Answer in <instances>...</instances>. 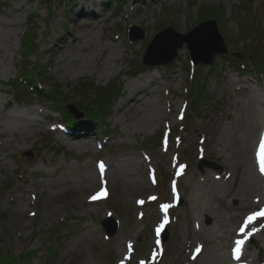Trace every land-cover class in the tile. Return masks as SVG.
I'll return each mask as SVG.
<instances>
[{
    "label": "rangeland",
    "instance_id": "1",
    "mask_svg": "<svg viewBox=\"0 0 264 264\" xmlns=\"http://www.w3.org/2000/svg\"><path fill=\"white\" fill-rule=\"evenodd\" d=\"M207 7L220 20L217 28L226 54L215 56L211 65H194L183 45L166 65H142L146 46L158 33L173 28L185 35L202 21L212 20L203 19L210 16ZM86 10L91 16L82 18ZM10 14L22 26L10 42V73L0 74V97L9 101L0 116L16 110L24 115L19 120L23 128L32 125V118L45 125L18 130L9 138L0 132V255L9 256L6 264H199L181 246L194 239L187 185L201 182L207 174L218 181L229 179L234 189L239 183L240 170L231 171L233 177L224 176L225 157L206 151L204 145L215 140L217 120L242 110L241 104L233 103L236 95L226 76L251 84L245 100L264 90V0H0V18L8 19ZM94 15L100 21L91 19ZM83 23L96 27L99 48L113 44L122 51L124 46L130 64L119 62L115 71L102 77L87 66L90 60L81 68L78 64L56 68L60 45L72 42L70 34L84 32ZM131 26L143 31V39L130 40ZM234 54L243 58L238 61ZM193 67L195 74L190 76ZM29 68L34 79L18 81L22 74L31 75ZM156 69L175 76L155 87L152 97H145L157 103V118L129 129L119 114L115 124L112 120L126 84ZM114 80L122 89L115 87ZM31 83L40 90L58 91L67 107L78 106L80 112L79 107H87L85 99L93 102L89 107L96 104L95 94L101 89H117V96L104 116L88 121V141L64 127L62 111L50 108L40 97L46 93L38 95ZM80 84L86 85L85 99L78 97ZM75 92L78 96H73ZM65 109L64 114L69 111ZM83 114L80 119L71 117L80 121L87 118ZM260 132L253 147L261 143L264 126ZM77 144L86 149L78 151L73 147ZM128 158L139 160L140 166L132 179L122 181L112 165ZM105 162L107 176L100 167ZM201 162L214 167L200 168ZM21 194L24 199L18 198ZM262 210L264 204L248 208L250 216ZM223 212L226 216L241 213L226 208ZM260 217L254 225L258 235L240 239L247 246L242 249L246 258L236 264H264V216ZM202 223L209 226L210 219ZM105 226L110 231L116 228L113 236H107Z\"/></svg>",
    "mask_w": 264,
    "mask_h": 264
},
{
    "label": "bare ground",
    "instance_id": "2",
    "mask_svg": "<svg viewBox=\"0 0 264 264\" xmlns=\"http://www.w3.org/2000/svg\"><path fill=\"white\" fill-rule=\"evenodd\" d=\"M82 8L83 5H80L78 13L82 12ZM12 12L15 13V10L12 9ZM90 12L86 10L85 14L87 15H83L85 17L82 16V18H89L91 16ZM98 14L100 15V13ZM7 18H0V74L10 73L8 59L10 56L9 52L13 51L10 42L18 35V28L22 26L16 16L13 18L10 14ZM99 18V16L96 17L94 15L91 19L98 22L100 21L98 20ZM79 23L80 19L75 21L77 26ZM95 28L92 24L83 23L82 29L84 32L70 34L69 37L72 42L68 44L66 41L63 46L60 45L61 49H59L58 54L61 53V55L56 61V68L76 64L81 68L86 65L84 64L86 61L90 60L91 64L87 66L95 69L98 75L102 77L109 76L115 71V65L119 62L127 63V66L130 64L125 56L124 46L121 51L118 48L121 47L120 45L111 44L109 47L102 45L100 48L96 45L98 42L95 39ZM102 38V36L99 37L100 40ZM98 52L100 53L96 54ZM158 71L156 69L154 72H144V74L126 84L123 100L117 105L116 114L112 120L115 124L120 121L119 114H122L125 118V122L130 127L129 129L142 127L143 121L149 118H157L156 112L158 113L159 111L157 103L153 99L147 100L145 97H152L154 93H157L155 87L162 85L169 79L175 78L173 74L170 76L171 74L167 75L164 72H161V74ZM118 72H122L121 68H119ZM127 74H130V72H127ZM226 77L229 79L230 87L236 95L233 103L235 105L241 104L242 110L239 111L237 109L235 111L236 114H226L223 120H217L218 134L215 140L207 141L204 148L206 151L208 149L213 153H218L220 157H225L226 167L228 168L225 169L224 176L230 173V176L232 175L233 177L231 171L240 170V180L236 189H234L229 179L218 181L214 176L207 174L201 182L195 181L194 184L187 185L188 206L194 218L192 228L194 239L192 241L187 239L181 246H185L186 252L190 251L189 253L196 257L199 264H236L243 261L246 256L242 249L244 247L247 249V246L242 244L239 253L234 254V249L237 248L236 242L242 237L254 238L255 235H258L254 225L261 220V217L257 216L251 224L245 226V221L250 217L248 208L253 206L262 207L264 204V176L261 171V161L264 160V152L259 149L258 144L253 147L255 140H259L260 131L264 126V109L262 108L264 106V90L260 93L254 92L255 96L245 100L244 96L247 95L249 90H252L251 84L248 81L235 80L231 76ZM86 82L88 81L86 80ZM237 84H241V87L238 86L237 88ZM114 85L117 89H122L118 81L114 80ZM152 88L154 91H151ZM2 92L6 94V91ZM239 96L240 99H238ZM8 104L9 101L7 99L0 97V113ZM34 111L31 110V112ZM21 116L24 115H18L16 110H11L5 115L2 114L0 116V132L9 138V136L17 135L16 132L18 130L25 132V129H29V127L31 129H39L45 125L44 121L32 118V125L23 128L22 123L19 122ZM224 120L230 122L226 124ZM54 131L58 130L54 129ZM18 134L21 135V133ZM88 141H90V138ZM73 147L78 151L86 149L84 144H77ZM104 166H106V162ZM139 166V160L128 158L123 163L112 165V171L123 181L127 178L132 179L134 171ZM107 168H103L102 175L107 176L110 173L108 171L109 167ZM141 172L143 173L144 171L141 170ZM224 176H221L220 179H223ZM18 198L24 199L25 196L21 194ZM224 208L228 210L236 209L241 211V213L239 216H226L223 212ZM207 217L210 219L209 226L202 223V220ZM235 222L241 223L237 228L232 229ZM242 227H244V233L240 231ZM227 232L228 236L226 238L224 234ZM229 248H232L231 254L228 251ZM237 255L239 258H237Z\"/></svg>",
    "mask_w": 264,
    "mask_h": 264
},
{
    "label": "water",
    "instance_id": "3",
    "mask_svg": "<svg viewBox=\"0 0 264 264\" xmlns=\"http://www.w3.org/2000/svg\"><path fill=\"white\" fill-rule=\"evenodd\" d=\"M129 38L133 42L141 40L143 39V31L137 26H132L129 30ZM183 44H186L190 58L195 65H211L215 56L227 52L224 41L218 32L216 22L208 20L192 28L185 35L177 33L173 28H168L158 33L148 44L142 62L147 66L167 64L176 57L178 49ZM67 109L76 118L82 117V114L74 106H68ZM204 164L214 167L213 164L208 162H201L199 167L201 168ZM107 220L112 221L111 219ZM115 229L111 231L107 229L108 235L113 236ZM166 237L165 233L164 240H166Z\"/></svg>",
    "mask_w": 264,
    "mask_h": 264
},
{
    "label": "trees",
    "instance_id": "4",
    "mask_svg": "<svg viewBox=\"0 0 264 264\" xmlns=\"http://www.w3.org/2000/svg\"><path fill=\"white\" fill-rule=\"evenodd\" d=\"M206 9H207L206 11L208 13H210V16L207 15L208 17L207 18L205 17L203 19L211 18V19H214L216 21L219 20L218 18H215L216 16L213 15L215 12L213 11L212 7H207ZM31 42H33V40H31ZM239 70L243 71L242 68H239ZM191 74H193V73H191ZM29 77H32L34 79V77H35L34 72L31 73L30 76H24L23 75L22 77H20L18 79V81H28V83H29ZM85 86H86L85 84H80V86H77L79 88L83 87L82 90L79 91V93H81V95L78 96V93L75 92V95H73V96H78L81 99H85L82 97L83 96L82 93H84L86 91ZM31 88L33 89V91L35 90L36 93L38 92L37 93L38 95H40L39 93L45 92L46 94H42V95H40V97L44 98L47 101L50 108L55 109L57 107L58 109H60L62 111L61 116L64 118V123L66 124V126H65V124L63 123L64 127L66 129L72 130V132H77L79 135L83 131H85L86 129H89L90 126H88L89 125L88 121H90L91 119L96 118L98 116H104L107 113L108 108H109L110 103H111V100L117 96L116 95L117 92L115 91L117 89H113V88L110 89L108 87L105 89H101L102 91L99 90V92L97 93V96H96L98 101L96 102V104L94 106L89 107L88 104H91L93 102L92 101H86V99H85V103L87 104V107H79L80 109L83 110L82 112L85 113V116L89 118V120L85 123V122H81V121H75L74 119H72L70 113L67 112V110L65 109V106H66L65 101L64 102L61 101V94H58V91L51 90V89L45 90V91L40 90V89H37L36 85H33L32 83H31ZM79 88H77V89L80 90ZM64 109L67 112V113H65L66 115L63 113ZM9 260H10V258L8 255L7 256L4 254L0 255V264H6Z\"/></svg>",
    "mask_w": 264,
    "mask_h": 264
},
{
    "label": "snow or ice",
    "instance_id": "5",
    "mask_svg": "<svg viewBox=\"0 0 264 264\" xmlns=\"http://www.w3.org/2000/svg\"><path fill=\"white\" fill-rule=\"evenodd\" d=\"M261 150L264 151V137L261 138ZM100 167L103 168L104 165L101 163ZM261 171L264 172V160L261 161ZM96 197H93V199H95ZM169 206L168 205H164L163 208L165 210H167ZM257 216H264V210H262L261 212L255 213L253 216L248 217L247 221H245V226H247L248 224H251L253 222L254 219H256ZM163 227V225H161V228ZM159 231V230H158ZM241 233H244V227H242L240 229ZM244 243L243 240H238L236 242L237 244V248H236V252L239 253L240 251V246ZM237 258H239V256L237 255Z\"/></svg>",
    "mask_w": 264,
    "mask_h": 264
}]
</instances>
